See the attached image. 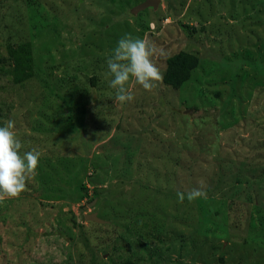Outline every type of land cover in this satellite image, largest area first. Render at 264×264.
<instances>
[{"label":"rangeland","instance_id":"1","mask_svg":"<svg viewBox=\"0 0 264 264\" xmlns=\"http://www.w3.org/2000/svg\"><path fill=\"white\" fill-rule=\"evenodd\" d=\"M21 1L0 0V126L14 120L21 154L41 157L0 202V264H87L85 239L99 264H264V0ZM18 31L37 70L22 86L2 71ZM126 33L156 45L162 74L197 55L196 79L130 82L134 99L117 102L106 61ZM193 188L207 198L179 202Z\"/></svg>","mask_w":264,"mask_h":264},{"label":"clouds","instance_id":"2","mask_svg":"<svg viewBox=\"0 0 264 264\" xmlns=\"http://www.w3.org/2000/svg\"><path fill=\"white\" fill-rule=\"evenodd\" d=\"M158 54L156 45L147 38L134 37L126 33L107 58V73L110 86L116 90V101L131 102L134 97L128 87L130 82L151 91L162 81L163 74L154 62ZM22 143L17 136L14 120L0 126V202L16 198L26 190L27 181L36 174L41 152L37 149L21 154ZM179 202H192L207 198L206 192L193 188L187 193L177 192Z\"/></svg>","mask_w":264,"mask_h":264},{"label":"trees","instance_id":"3","mask_svg":"<svg viewBox=\"0 0 264 264\" xmlns=\"http://www.w3.org/2000/svg\"><path fill=\"white\" fill-rule=\"evenodd\" d=\"M101 1L102 0H99L98 5L102 4L100 3ZM109 1L111 4H113V0H109ZM31 2L33 1L32 0L21 1L23 7L25 6L27 9L30 8L29 3ZM106 11H108L107 14L109 15V17H112L110 16V14H113V10L106 9ZM55 29H56L55 27H47V34H51L52 37L53 35L56 37L57 34ZM20 33L21 31L14 33L16 38L15 40H13L11 36H8L7 44L5 45V51L8 56L7 60L9 61V65L7 66L8 68L2 69L3 73L10 78L12 84L15 86H22L24 83L36 78V71H37L35 68L33 42L25 35L23 38H21L23 34ZM236 60L237 59H235V61ZM199 64H200V60L197 55L186 51H179L178 53L168 57L165 60V68L163 72L162 83L173 90L179 91L185 85H188V83L193 78L196 79L195 78L196 75L194 73L199 68ZM234 70L232 73H235ZM254 72L256 73V75H258L259 73H263L264 69L262 68L261 71L258 72L257 65L255 64ZM80 190H81V194H80L81 197L79 199L82 201L84 198H88V188L86 187L85 184L80 185ZM73 194L74 192L73 193L71 192V196L73 197H67L66 200L70 201L71 203H76L77 201L76 199H74ZM99 196H100L99 193H95L94 198H99ZM184 201L188 202L187 199H185ZM198 201L199 198L195 202L198 203ZM71 218L74 228L81 229L83 227L82 225H78L76 223V219L74 215H72ZM223 232L226 235L231 233L228 230H224ZM81 235L84 236L83 232H81ZM226 239H228V237ZM242 241L244 244L253 243L256 246H258L256 244V241L253 239V237H250V239H247L246 237L242 238ZM84 247L86 250V254H84V252L78 251L77 256L80 259L86 257L87 264H99L100 257H98L97 255V250L94 249V247L92 246V244L89 242L88 239H85ZM218 263L224 264L223 259L220 258ZM123 264H132V263L127 259L123 261Z\"/></svg>","mask_w":264,"mask_h":264},{"label":"water","instance_id":"4","mask_svg":"<svg viewBox=\"0 0 264 264\" xmlns=\"http://www.w3.org/2000/svg\"><path fill=\"white\" fill-rule=\"evenodd\" d=\"M157 1L158 0H146L143 4L134 8V12L143 10V9L150 7V6L155 7ZM84 219H85V221H92V222L99 223V224L105 223L103 220L99 219L95 213L84 215Z\"/></svg>","mask_w":264,"mask_h":264}]
</instances>
